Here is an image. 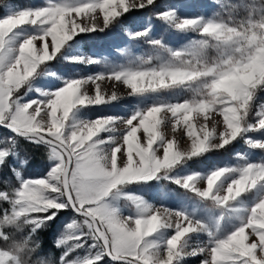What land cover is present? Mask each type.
I'll list each match as a JSON object with an SVG mask.
<instances>
[{
  "label": "snow or ice",
  "instance_id": "snow-or-ice-1",
  "mask_svg": "<svg viewBox=\"0 0 264 264\" xmlns=\"http://www.w3.org/2000/svg\"><path fill=\"white\" fill-rule=\"evenodd\" d=\"M154 4L155 0H48L46 6L14 9L13 14L0 17V125L33 143L45 144L52 162L40 178H22L13 169L19 185L0 189V202L10 205L0 209V264H28L37 243L32 234L69 208L76 215L56 241L65 249L58 264H98L105 256L116 264H180L188 255L203 256L200 264H264V197L230 233L215 235L194 249L187 248V243L191 234L205 229L200 220L180 210L157 209L133 193H121L137 213L125 216L109 199L128 184L147 182L188 159L225 148L246 130L264 129V109L255 113V123L248 120L256 93L264 89V18L239 25L200 17L176 20L175 9H166L157 17L176 20L179 30L196 29L201 39L182 49L168 48L167 58L135 57L105 72L68 79L43 100L24 101L18 95L39 66L53 60L74 37L104 31L132 9ZM25 25L37 31L13 47L16 30ZM129 34L143 38L150 29ZM147 42L164 47L159 39ZM209 48L215 49L214 57L208 56ZM72 59L100 63L94 57ZM248 73L251 76L246 79ZM106 79L126 85L130 96L177 89H189L193 95L175 103L158 99L145 108L137 107L128 118L73 120L80 108L121 98L115 91L109 95L102 90ZM211 113L222 119L209 120ZM202 115L197 127L194 120ZM173 122L184 129L188 147L181 148L175 136L169 138L167 126ZM118 132L123 134L103 135ZM7 139L10 142L13 137ZM248 142L264 149V141ZM11 154L10 144L0 148V165ZM233 172L238 174L224 183ZM172 179L202 199L227 206L264 182V161ZM199 180H205L206 186L197 187ZM22 225H29L31 232L17 239L9 229L19 230ZM167 229L172 234L159 249L150 238ZM82 248L87 249L83 256L71 257Z\"/></svg>",
  "mask_w": 264,
  "mask_h": 264
},
{
  "label": "rangeland",
  "instance_id": "rangeland-1",
  "mask_svg": "<svg viewBox=\"0 0 264 264\" xmlns=\"http://www.w3.org/2000/svg\"><path fill=\"white\" fill-rule=\"evenodd\" d=\"M1 1V0H0ZM48 0H8L3 6L0 17L13 14L14 9L38 8L46 6ZM166 9H175L176 20L182 17H200L203 20L219 19L223 22L239 25L247 24L248 20L264 18V0H155L154 5L145 8L132 9L123 14L110 27L104 31L81 33L61 50L56 57L39 66L34 76L26 82L25 86L18 93L24 101L31 99H46L54 90L63 86L65 81L77 77H86L91 74L105 72L111 65L127 64L129 59L160 55L167 58V49L178 50L188 47L193 41L201 39L196 29L179 30L175 27L176 20L165 21L158 18L156 13ZM102 26V16L100 17ZM150 29V34L143 38H132L130 32ZM37 29L25 25L16 30L13 47L28 35L36 32ZM159 39L164 47H154L147 41ZM39 44V42H37ZM208 56L214 57L216 51L209 48ZM94 57L99 58L100 63L88 64L74 62L73 57ZM89 90H94V85H89ZM101 88L107 94L115 91L121 98L111 103H105L75 111L73 120L95 119L97 116H116L128 118L139 108H145L158 99H166L173 103L190 98L193 92L189 89H177L174 91L164 90L159 94H148L145 96H130V89L121 82H101ZM26 93V94H25ZM260 109H264V89L256 93L252 103L248 120L255 123L258 116L255 115ZM170 116V114H168ZM222 119L216 113L209 114V120ZM203 115L194 120L197 127L203 122ZM123 128V125H117ZM169 138L175 136L181 148L188 147L189 141L182 126L170 123L167 126ZM122 132L103 135H122ZM13 137L9 142L7 138ZM264 141V129L246 130L235 141L219 150H211L198 157L188 159L177 165L172 170H165L157 178L147 182H135L123 187L120 192L114 193L110 202L116 206L125 216L137 214L134 206L121 193H133L142 197L146 203L157 209H170L172 211H183L193 219L200 220L206 227L197 233L191 234L187 248L194 249L203 246L215 235H226L239 225L241 218L247 215V210L254 205L261 197H264V182L256 188L243 194L236 201L227 206H220L211 200H205L193 193L190 189H184L181 185L173 182L172 178L184 177L192 173L207 175L210 171L220 167L240 168L248 162L264 161V149L253 147L248 141ZM12 146V154L9 155L3 165H0V182L3 189L17 187L19 181L13 169L19 171L22 178H40L46 175L52 166L49 160L48 148L43 143H33L30 139L19 137L7 130L0 128V148ZM112 145H108L111 147ZM107 150V148L105 149ZM238 173H230L225 179H229ZM167 177V178H166ZM206 186L205 180L197 181V187ZM4 209L9 208L6 202ZM76 214L71 208L58 212L57 216L47 221L44 225L32 234V239L37 242L35 248L28 255V264H58L63 246H57V239L61 238L66 231L65 225ZM175 222V217H172ZM51 227L50 246H42L40 242L41 230H49ZM17 239H22L31 232L29 225H22L19 230L9 229ZM172 234V229L161 231L150 238L158 242L159 249L163 248V241ZM2 243V242H0ZM92 241L88 240V244ZM38 245V246H37ZM86 248L78 249L71 254L83 256ZM70 257V258H71ZM203 256L188 255L180 261V264H200ZM98 264H116L107 256Z\"/></svg>",
  "mask_w": 264,
  "mask_h": 264
},
{
  "label": "trees",
  "instance_id": "trees-1",
  "mask_svg": "<svg viewBox=\"0 0 264 264\" xmlns=\"http://www.w3.org/2000/svg\"><path fill=\"white\" fill-rule=\"evenodd\" d=\"M8 0H1L0 1V14L3 12V4L7 2ZM4 186H2V183L0 182V189H3ZM0 209H4V203L0 202ZM55 229V227H51V229L47 230H41V235H40V242L42 246H50L52 245L51 241V236L50 232L51 230Z\"/></svg>",
  "mask_w": 264,
  "mask_h": 264
},
{
  "label": "water",
  "instance_id": "water-1",
  "mask_svg": "<svg viewBox=\"0 0 264 264\" xmlns=\"http://www.w3.org/2000/svg\"><path fill=\"white\" fill-rule=\"evenodd\" d=\"M0 128H2V129H4V130H7V131H9V132H11V133L17 135V134L14 133L12 130H10L8 127H5V126L0 125ZM17 136L25 138V137L22 136V135H17ZM110 260H111V259H110ZM112 261H113V260H112Z\"/></svg>",
  "mask_w": 264,
  "mask_h": 264
},
{
  "label": "clouds",
  "instance_id": "clouds-1",
  "mask_svg": "<svg viewBox=\"0 0 264 264\" xmlns=\"http://www.w3.org/2000/svg\"><path fill=\"white\" fill-rule=\"evenodd\" d=\"M250 76H251V73H248V75L245 77L246 79L247 78H250Z\"/></svg>",
  "mask_w": 264,
  "mask_h": 264
}]
</instances>
